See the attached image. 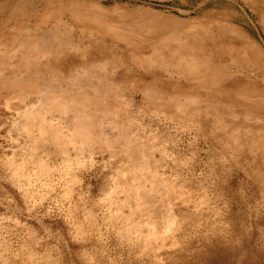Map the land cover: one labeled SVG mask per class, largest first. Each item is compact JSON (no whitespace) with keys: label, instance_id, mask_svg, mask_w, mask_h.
<instances>
[{"label":"rangeland","instance_id":"1","mask_svg":"<svg viewBox=\"0 0 264 264\" xmlns=\"http://www.w3.org/2000/svg\"><path fill=\"white\" fill-rule=\"evenodd\" d=\"M253 1L0 0V264H264Z\"/></svg>","mask_w":264,"mask_h":264},{"label":"bare ground","instance_id":"2","mask_svg":"<svg viewBox=\"0 0 264 264\" xmlns=\"http://www.w3.org/2000/svg\"><path fill=\"white\" fill-rule=\"evenodd\" d=\"M242 1H243V4L248 6L249 8H251L252 11H253V8H255V6L257 5L256 1L254 2L253 0H242ZM259 1H260L259 2L260 7H262L264 9V0H259ZM218 37L219 36L215 37V39L216 38L218 39ZM220 52L221 51L216 50L215 52H212V54H210V55H211V57L213 59H219L221 56L224 55L223 52H221V53ZM243 52H244V54H246L247 50L243 49ZM199 53H203V52H199ZM179 54H180V48H176V47L172 48L171 52L168 54L169 55V59L167 61L169 63H172L174 69H178L180 72H184V74H187L189 79L193 78L194 76H196L198 78L199 76H198V72L197 71H194L193 73H189L187 68H185V64H183V63L178 61ZM228 56H230V50H229ZM197 58H198V56H196L195 54H193L191 52L189 54V56L187 58H185V62L186 63L190 62V61L195 62ZM248 58H251L250 54H249ZM229 69L235 70V69H232L230 67H229ZM186 70H187V72H186ZM256 71L258 72V75L256 77H257V79L259 81H261V89H264V61L258 62L257 67H256ZM216 73H217V76H219L221 78L225 77V75H224V67L223 66L216 67ZM246 107H248V106H246Z\"/></svg>","mask_w":264,"mask_h":264}]
</instances>
